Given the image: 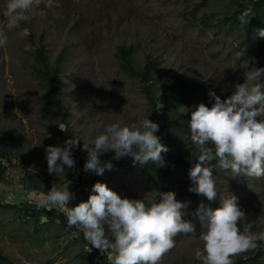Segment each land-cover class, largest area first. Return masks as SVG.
<instances>
[{
	"label": "rangeland",
	"instance_id": "obj_1",
	"mask_svg": "<svg viewBox=\"0 0 264 264\" xmlns=\"http://www.w3.org/2000/svg\"><path fill=\"white\" fill-rule=\"evenodd\" d=\"M244 1L54 0L52 8L40 5L37 11L43 15L30 13L19 28L8 30L4 16L8 0H0V32L8 38L0 47V251L11 264L101 263L98 256L86 251L82 232L79 237L73 236L77 229L43 215L34 221L23 205H32L40 213V197L54 184L63 186L67 181L73 193L68 206L86 202L93 186L88 191L77 186L87 160L83 144L93 145L113 123L139 126L144 119L156 123L161 117V106H154L148 99L140 80L121 70L116 56L118 45L132 44L131 62L136 69L144 65L146 56L156 60V71L147 83L154 100L169 101L182 83L185 89L180 104L171 109L175 116L208 103L209 90L227 99L235 85L244 83L247 73L264 68V38L247 45L241 26L222 20ZM29 35L35 43L42 39L50 65L65 48L58 95L66 113V127L53 103L48 102L45 80L33 71L36 62ZM190 119L191 115L184 120L185 131L179 139L167 142L163 138L162 145L168 151L160 163L174 156L199 153L190 138ZM72 137L80 139V148L73 150L75 169L49 174L45 149L63 147ZM113 157L112 152L101 156L102 161L113 165L103 175L86 173L95 175L97 182L106 184L121 198L143 199L146 205L159 201L160 192L141 167ZM213 179L218 196L210 202L190 192L192 181L186 178L178 201L187 204L181 210L182 218L195 224L196 232L177 236L176 246L160 264H200L194 251L203 248L201 225L188 204L192 201L217 208L220 197L233 195L247 216L240 223L252 233L264 232V177L233 178L231 171L220 170ZM107 235L113 240L111 233ZM257 245L233 257V261L255 255L261 241ZM0 264L8 263L0 259ZM248 264H264V254Z\"/></svg>",
	"mask_w": 264,
	"mask_h": 264
},
{
	"label": "clouds",
	"instance_id": "obj_2",
	"mask_svg": "<svg viewBox=\"0 0 264 264\" xmlns=\"http://www.w3.org/2000/svg\"><path fill=\"white\" fill-rule=\"evenodd\" d=\"M42 4L46 8L55 6L54 0H8L4 12L8 30L19 28L20 22L27 20L30 13L43 15L42 11H37ZM251 12L248 8L240 21L245 22ZM257 35L264 38V29L257 30ZM7 42L5 33L0 32V47ZM262 78L264 68L247 73L244 83L235 85L234 93L225 100L209 90L212 107L200 103L191 112L190 138L199 154L192 152L197 162L189 170L190 192L202 195L210 202L216 200L213 167L230 170L233 178L264 177ZM59 128L65 131L63 127ZM158 130L159 125L150 119L140 121L139 126H122L120 122L109 125L95 138L93 145L83 144L82 150L87 153L83 171L103 175L105 169L111 170L112 162L101 160V156L109 152L114 153L116 160L131 157L134 164H159L161 153L167 152L168 148L155 135ZM79 141L72 137L63 147L48 146L45 149L49 174H66V168L75 169L73 150L80 148ZM213 161L216 163L210 167ZM70 183L54 184L40 197L37 207L47 211L62 210L67 226L78 229L73 236L79 237L80 232L83 233L86 251L97 249L102 255L107 254L112 264H160L176 246L177 236L196 232L195 224L182 218L181 210L187 204L178 201L172 191L160 193L158 202L146 205L143 199L121 198L106 184L97 182L86 202L69 207L73 198L68 188ZM195 216L201 225L203 248L195 249L194 258L200 264H233V257L256 249L257 241H264V232L252 233L248 226L241 232L238 225L246 221L247 216L233 195L220 197L217 208L201 202ZM107 233H111L114 242Z\"/></svg>",
	"mask_w": 264,
	"mask_h": 264
},
{
	"label": "trees",
	"instance_id": "obj_3",
	"mask_svg": "<svg viewBox=\"0 0 264 264\" xmlns=\"http://www.w3.org/2000/svg\"><path fill=\"white\" fill-rule=\"evenodd\" d=\"M248 8H251L252 12L245 18V22H241L240 16ZM222 20L230 22V25L238 24L241 26L245 36L244 43H246L247 45L256 43L259 41L257 30L264 29V0H245L240 4V7L238 9H236L229 15H225ZM28 39L30 40V44L34 45L33 55L36 65L33 66V71L35 74L40 75L45 80L48 102L53 103L60 122H62L66 127V113L63 111L62 98L58 95V76L61 72V63L65 57V48H63L58 53L55 58L54 64L50 65L47 59L46 45L43 43L42 39H40L37 43L33 41L31 35L28 36ZM131 51L132 44L122 43L117 47L116 56L119 60L121 70L126 74L137 77L143 84V90L148 99L153 102L154 106H161L162 115L160 118L157 117L156 123L159 125V130L156 132V136L159 138L160 142L163 140V138H165L167 142L173 138L179 139L180 134L185 131L184 120L188 119L191 115V112L195 109L194 108L188 112L179 113L176 116L171 113V109L176 108L180 104V99L183 95L182 92L185 88H183L182 83H180V90L176 92L174 96L167 102L163 103L154 100L147 83L153 78V75L156 71V60L151 59L149 56H146L144 65L136 69L131 62ZM212 103L213 101H209L205 105L211 108ZM163 153H161V156L163 155ZM198 154L199 153L194 155ZM196 162L197 160L194 158L193 154H191L185 157L174 156L166 163L154 164L149 162L147 165H141L138 167H141L148 180L160 193L172 191L175 193V198L177 200H180L182 199L184 185L187 182L186 178L189 177V170L195 165ZM215 163L216 161H213L209 166L211 167ZM219 171L220 169L213 167V175H216ZM94 177L95 175H88L86 172H84L83 175L80 171L77 178V186L82 187L83 190L85 189L86 191H88L97 182ZM197 196L199 198H206L202 195ZM188 204L189 206H191L192 212L196 213V210L199 207L200 203L198 201H192ZM23 207L26 213L29 212L30 218H32L34 221L38 219L39 215H43L47 219H57L62 221L63 224L67 225L66 217L64 213L59 209L47 211L43 208L39 213L35 211L36 209L32 205L24 204ZM238 226L243 232L245 226L241 223ZM261 243L262 245L255 255L245 258L243 256H239L233 261V264H248L250 261H256L262 254H264V241H261ZM102 257L103 256H98V258H100L101 260L100 264H112L111 262H109L106 256H104L103 258ZM0 259L4 260L8 264H11L10 260L6 256H3L1 251Z\"/></svg>",
	"mask_w": 264,
	"mask_h": 264
},
{
	"label": "built area",
	"instance_id": "obj_4",
	"mask_svg": "<svg viewBox=\"0 0 264 264\" xmlns=\"http://www.w3.org/2000/svg\"><path fill=\"white\" fill-rule=\"evenodd\" d=\"M112 160H114V158H112ZM125 160H130L132 165L141 166V165L138 164V163H135V164H134L133 159H132L131 157H124V158H121V159L118 160V162H122V163H123ZM115 161H117V160H115ZM83 172H85V171H83ZM89 247H91V246L89 245ZM90 253H91L92 255H95V256H106V254H105V255H102V254L100 253V251L97 250V249H93ZM106 258L108 259V257H106ZM108 260H109V259H108Z\"/></svg>",
	"mask_w": 264,
	"mask_h": 264
}]
</instances>
